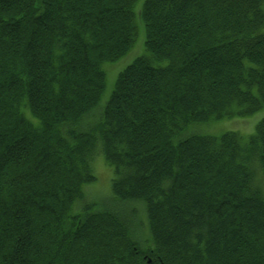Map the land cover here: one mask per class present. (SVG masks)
<instances>
[{
  "label": "trees",
  "instance_id": "16d2710c",
  "mask_svg": "<svg viewBox=\"0 0 264 264\" xmlns=\"http://www.w3.org/2000/svg\"><path fill=\"white\" fill-rule=\"evenodd\" d=\"M262 187L264 0H0V264H264Z\"/></svg>",
  "mask_w": 264,
  "mask_h": 264
},
{
  "label": "rangeland",
  "instance_id": "374dc122",
  "mask_svg": "<svg viewBox=\"0 0 264 264\" xmlns=\"http://www.w3.org/2000/svg\"><path fill=\"white\" fill-rule=\"evenodd\" d=\"M145 53L144 50V30L142 33H139L138 38L134 40L132 46L128 49L126 53L120 56L118 59L114 60V63L107 62L104 64L105 72V88L100 98V105L103 106L105 101L108 99L115 82V78L118 72L125 67L128 63H130L135 57L142 55ZM263 114V110H259L252 115H248L246 117H238V116H231L228 118L222 119L223 121H213L211 125L202 124L200 127H197L199 130L205 134V132H209L210 134H219L222 129L224 128H236L240 133L243 135L250 134L253 131L255 121H257ZM200 131V132H201ZM208 134V133H207ZM96 155V157L92 161V165L94 167V172L97 176L96 181L92 183L89 187L85 188V198L86 201H92L98 203V205H104L109 203L110 199L107 202V195L109 193V185H110V178L112 175L111 169L108 165L105 164L103 161V157L101 154ZM263 196H264V187H262ZM137 205V206H136ZM134 204L135 209H132L134 215H139L138 219L136 220L137 224H132L136 228L134 232V236H136L140 242L146 238V234L148 230L146 229V225H142V222L145 221V210H141V206L139 203ZM138 208V209H137ZM124 213V212H123ZM125 215V214H124ZM142 221V222H141ZM135 222V221H134Z\"/></svg>",
  "mask_w": 264,
  "mask_h": 264
}]
</instances>
